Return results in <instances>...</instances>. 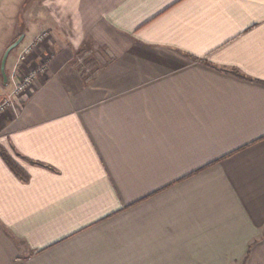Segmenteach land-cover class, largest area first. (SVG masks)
Here are the masks:
<instances>
[{"label":"crops","instance_id":"0c3cea01","mask_svg":"<svg viewBox=\"0 0 264 264\" xmlns=\"http://www.w3.org/2000/svg\"><path fill=\"white\" fill-rule=\"evenodd\" d=\"M4 3L0 264H264V0Z\"/></svg>","mask_w":264,"mask_h":264},{"label":"built area","instance_id":"2783aa9c","mask_svg":"<svg viewBox=\"0 0 264 264\" xmlns=\"http://www.w3.org/2000/svg\"><path fill=\"white\" fill-rule=\"evenodd\" d=\"M49 37L50 32L42 30L34 36L32 41L23 46L10 74L12 88L0 99V116L9 110L15 112L20 105L19 97L31 91V86L36 77L46 74L49 64L48 58L37 53H40L41 45ZM32 55H37L33 62L31 61Z\"/></svg>","mask_w":264,"mask_h":264},{"label":"rangeland","instance_id":"374dc122","mask_svg":"<svg viewBox=\"0 0 264 264\" xmlns=\"http://www.w3.org/2000/svg\"><path fill=\"white\" fill-rule=\"evenodd\" d=\"M5 0H0V36H3V32L4 30L6 29V27L9 25V23H11V21H13L11 18H10V15H14L16 16V14L18 13H22V11H19V10H10L6 7L5 5ZM5 34V32H4ZM14 40V41H13ZM11 42H9L8 45L5 46V48H3L2 50L0 49V95L1 98L3 97V95L5 93H7L11 88H10V85H12V79L10 77V74H11V71L12 69L9 68L8 65H6L5 63V67H4V71H5V75H6V80L4 81L3 79V75H2V72H1V61H2V57H3V54L5 52V50L11 45L13 44L17 39H14ZM20 44V43H19ZM5 45V44H4ZM19 46V45H18ZM18 46L15 47L14 49H12L10 52H9V55H13L17 56L19 55V53L21 52V50L19 49V51H17L18 49ZM15 53V54H14ZM29 67V65H28ZM4 85V86H3ZM10 88V89H9ZM0 98V99H1Z\"/></svg>","mask_w":264,"mask_h":264},{"label":"water","instance_id":"95a60500","mask_svg":"<svg viewBox=\"0 0 264 264\" xmlns=\"http://www.w3.org/2000/svg\"><path fill=\"white\" fill-rule=\"evenodd\" d=\"M22 40V36H20L13 44H11L4 52L3 57H2V61H1V72L3 75V79L4 81L6 80V75H5V71H4V67H5V63H6V59L8 57L9 52L14 49L15 47H17L19 45V43Z\"/></svg>","mask_w":264,"mask_h":264},{"label":"trees","instance_id":"16d2710c","mask_svg":"<svg viewBox=\"0 0 264 264\" xmlns=\"http://www.w3.org/2000/svg\"><path fill=\"white\" fill-rule=\"evenodd\" d=\"M3 153V152H1ZM4 159L9 163V165L11 166V169L15 172V174H17L18 176L21 177H25V175L23 174L22 170L18 167H16L14 164H11V162L8 160V158L6 157L5 154H2Z\"/></svg>","mask_w":264,"mask_h":264}]
</instances>
